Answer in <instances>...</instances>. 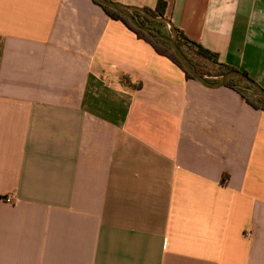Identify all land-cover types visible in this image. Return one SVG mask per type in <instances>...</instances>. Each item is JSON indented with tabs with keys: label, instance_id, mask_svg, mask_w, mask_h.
I'll return each mask as SVG.
<instances>
[{
	"label": "crops",
	"instance_id": "crops-1",
	"mask_svg": "<svg viewBox=\"0 0 264 264\" xmlns=\"http://www.w3.org/2000/svg\"><path fill=\"white\" fill-rule=\"evenodd\" d=\"M164 1L264 89V0ZM0 264H264V111L92 0H0Z\"/></svg>",
	"mask_w": 264,
	"mask_h": 264
},
{
	"label": "trees",
	"instance_id": "trees-1",
	"mask_svg": "<svg viewBox=\"0 0 264 264\" xmlns=\"http://www.w3.org/2000/svg\"><path fill=\"white\" fill-rule=\"evenodd\" d=\"M92 1L96 4H98L96 1H94V0H92ZM98 5H100V4H98ZM100 6L106 11V13L111 18L122 21L126 27H128L130 30H132L137 35L138 38L143 39L146 42H148L158 54L163 55V56L169 58L172 62H174L178 67H180L184 71V73L188 79H193L192 76L190 74H188L183 69L179 60L173 54L171 47L168 43H166L162 40L155 39L151 35H148V34L144 33L143 31L135 28L128 21V19L126 17H124L123 15H121V14H119V13H117L111 9H108L102 5H100ZM165 9H166V2L164 0H158L155 10H150L147 8L144 10H146L147 12H149L151 15H153L155 17H164ZM134 16H135L136 20L138 21V23H140L142 26L155 28V26H152V24L155 22L149 20L147 17H145L141 13L135 12ZM160 24L165 25V23H160ZM175 29L177 31V44L181 48V50L186 54V56L190 59V61L192 63H193V60L185 51L184 46L186 48L190 49L193 52L194 56H196L199 60L204 61V62L205 61L210 62L212 64L218 65V68H219V72L217 73L218 77L222 76L223 74H225L231 70H234V69H232L226 65L219 64L218 63V55L216 53H213L210 50L204 48L201 44L188 39L179 29H177V28H175ZM194 66L197 68V70L200 74L205 76V73H203L198 68V66L196 64H194ZM225 86L229 87V88L235 90L237 93H239L242 96V98L246 101V103H248L254 109L264 111V99L261 98L259 96V94L251 86L247 85L246 83H244L243 81H241L239 79H232V80L228 81ZM249 90H251L253 92L252 93L253 95H251V94L249 95V93L247 92Z\"/></svg>",
	"mask_w": 264,
	"mask_h": 264
},
{
	"label": "water",
	"instance_id": "water-1",
	"mask_svg": "<svg viewBox=\"0 0 264 264\" xmlns=\"http://www.w3.org/2000/svg\"><path fill=\"white\" fill-rule=\"evenodd\" d=\"M98 4L111 9L128 19V21L137 29L143 31L144 33L151 35L155 39L162 40L168 43L171 47L173 54L179 60L183 69L192 76L194 80H196L202 86L208 89H218L226 85V83L232 79H239L246 83L247 85L251 86L261 98L264 99V89L253 79H251L246 73L238 71V70H231L214 81L209 80L202 74H200L194 64L190 61V59L186 56V54L181 50V48L177 44V31L174 28V25L171 23L170 20L166 19L165 17H155L151 15L149 12L142 8L126 6L115 2L113 0H94ZM138 12L147 17L149 20L157 23H165L171 30L169 35L162 34L158 29L153 27H146L142 26L136 20L134 13Z\"/></svg>",
	"mask_w": 264,
	"mask_h": 264
},
{
	"label": "rangeland",
	"instance_id": "rangeland-1",
	"mask_svg": "<svg viewBox=\"0 0 264 264\" xmlns=\"http://www.w3.org/2000/svg\"><path fill=\"white\" fill-rule=\"evenodd\" d=\"M152 26H155V23L152 24ZM186 52L187 54L192 58L193 63L196 64L198 66V68L205 74H207V77L209 80L214 81L216 80L214 77L217 75V73L219 72V68L213 67L209 64H206L205 62H202L201 60H199L196 56H194L193 52L186 48ZM242 72V71H241ZM214 78V79H213ZM249 93V95H253L252 91L249 90L247 91Z\"/></svg>",
	"mask_w": 264,
	"mask_h": 264
},
{
	"label": "built area",
	"instance_id": "built-area-1",
	"mask_svg": "<svg viewBox=\"0 0 264 264\" xmlns=\"http://www.w3.org/2000/svg\"><path fill=\"white\" fill-rule=\"evenodd\" d=\"M6 202L10 203L11 202V199L7 198L6 199Z\"/></svg>",
	"mask_w": 264,
	"mask_h": 264
}]
</instances>
